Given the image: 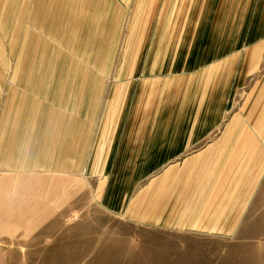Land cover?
Here are the masks:
<instances>
[{"label":"crops","instance_id":"crops-1","mask_svg":"<svg viewBox=\"0 0 264 264\" xmlns=\"http://www.w3.org/2000/svg\"><path fill=\"white\" fill-rule=\"evenodd\" d=\"M50 3L53 12L62 11L56 0L39 5L43 9ZM170 4L157 20L145 67L138 71L143 75L131 83L136 94L119 123L120 132L107 139L97 204L121 224L109 226L110 231L100 227L84 231L89 221L74 223L61 232L81 233L74 246L45 247L49 250L45 253L59 255L54 264L69 260L72 264H264V123L251 120L253 115L248 127L241 113L230 123L227 117L232 84L239 85L253 61V53L244 49L264 36V0H259L251 26L255 0H171ZM35 61L26 60L17 70L29 72L28 76L40 71L49 78L61 72L62 62L56 66L51 61L46 70L45 58L38 69L39 60ZM31 82L27 87L34 89ZM50 82L58 86V81ZM40 92L48 97L45 90ZM39 104L36 121L51 126L54 113L45 114L51 107ZM80 104L78 115L85 110ZM88 119L93 121V115ZM64 120L62 127L60 114L58 165L50 160L44 170L24 165L12 171L25 176L17 181L40 179L48 186L59 181L65 191L59 200L46 193L48 206L68 205V183L82 181L75 176L79 164L90 147L94 155L96 145L91 143L99 142L88 128H81L88 120ZM40 150L35 145L31 151ZM18 193L23 198L32 195L23 189ZM53 219L11 220L9 227L12 233H36ZM43 259L42 264H52L49 257Z\"/></svg>","mask_w":264,"mask_h":264},{"label":"rangeland","instance_id":"rangeland-1","mask_svg":"<svg viewBox=\"0 0 264 264\" xmlns=\"http://www.w3.org/2000/svg\"><path fill=\"white\" fill-rule=\"evenodd\" d=\"M40 1L45 0H0V264H42L44 257L54 264L59 255L45 253L49 251L45 247L74 246L75 236L81 233H61L74 223L89 221L84 224V231L98 227L110 231L121 224L97 204L108 158L107 139L109 134L120 132L119 123L127 116L136 94L131 83L143 75L138 71L145 67L157 20L162 10L171 5V0H56L62 11L53 12L52 3L42 9ZM258 2L255 0L252 7L249 26L255 20ZM206 32L207 29L202 36ZM244 50L253 53V61L245 68L239 85L236 81L232 84L228 123L241 113L248 127L253 115L251 120L263 126L264 36L257 45H248ZM42 58L46 59V70L51 61L56 66L62 62L58 68L61 72H54L49 78L40 71L28 76L29 72L17 70L26 60H39L38 69ZM76 70L88 72L87 77L79 76ZM50 81H58V86H52ZM27 82L34 89L27 87L31 85ZM44 90L47 98L40 92ZM27 100L37 102V106L23 103ZM79 102L80 110H85L78 115ZM39 103L51 107V112L45 110L47 115L54 113L51 126L36 121ZM60 114L62 127L65 118L88 120L84 122L88 127L81 128H88L91 138H99V142L91 143L96 145L94 155L90 147L88 157L79 164L80 173L75 176L82 181L68 183V205L48 206L44 204L49 197L46 193L50 191L52 199L59 200V194L65 191L59 181L51 186L40 179L17 181L24 175L12 171L24 165L44 170L50 160L53 165L59 164L60 135L56 129ZM91 115L93 121L88 119ZM36 130H40V135L35 134ZM35 145L41 147L37 153L31 151ZM31 176L40 178L43 174ZM20 189L29 190L32 195L23 198L17 195ZM51 216L53 221L36 233H12L9 227L11 220ZM72 263L69 260L68 264Z\"/></svg>","mask_w":264,"mask_h":264}]
</instances>
